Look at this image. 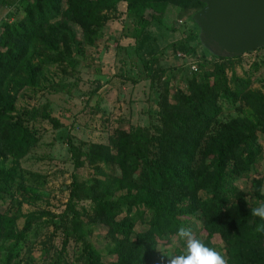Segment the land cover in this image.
<instances>
[{"label": "trees", "instance_id": "obj_1", "mask_svg": "<svg viewBox=\"0 0 264 264\" xmlns=\"http://www.w3.org/2000/svg\"><path fill=\"white\" fill-rule=\"evenodd\" d=\"M13 1L22 2L21 17L0 24V257L3 242L12 241V250L19 242L17 222L23 218L25 228L37 218L22 214L20 202L13 211L3 209L19 190L28 193L19 162L34 150L38 137L26 124L46 120L55 128L63 126L48 106L18 114L17 94L38 89L45 78L44 66L65 63L74 69L71 50L83 45L75 29L90 42L89 37L99 33L120 3L126 4L125 17L132 24L128 36L135 43L150 25L164 22L169 4L190 13L189 20L204 6L200 0ZM1 4L12 5L9 0ZM191 25L196 32L188 40L200 43L198 29ZM165 48L176 60L181 59L178 53L196 55L194 48L180 42ZM119 50L115 48L116 55ZM238 58L203 54L196 65L192 63L196 71L185 83L174 90L169 89V80L163 83L154 135L141 127H118L112 145H88L84 154L70 146L75 167L81 166L77 156L83 154L93 169L88 179L72 181L64 213L71 214L70 225L85 245L78 264H104L100 252L82 234L83 218L105 228L109 264H168L159 248L171 245L179 227L192 228L194 220L201 224L208 247L215 249L212 238L219 236L229 264H264V231H257L264 220L251 215V208L264 202V194L261 180L250 178L262 153L264 96L249 89L248 78L227 77L228 66ZM151 60L158 61L155 55ZM76 85V81H63L51 84V89L72 95ZM220 101L240 102L246 107L244 117L212 133L222 111ZM241 178L250 180L253 199L236 189ZM82 201L87 205H80ZM137 226L146 228L136 232ZM177 243L184 246L178 237ZM43 255L46 258L45 250ZM10 260L11 256L5 257V264Z\"/></svg>", "mask_w": 264, "mask_h": 264}, {"label": "rangeland", "instance_id": "obj_2", "mask_svg": "<svg viewBox=\"0 0 264 264\" xmlns=\"http://www.w3.org/2000/svg\"><path fill=\"white\" fill-rule=\"evenodd\" d=\"M1 2L0 24L21 17L22 2L9 0L11 6ZM125 12L126 4L120 3L117 13L110 14L99 33L89 37L90 42L86 37L84 40L76 28V36L78 40H83V45L80 49L71 50V57L76 61L75 68L71 69L65 63L44 66L42 74L45 78L39 82L38 89H23L17 94L15 108L18 114L22 115L34 107L48 106L63 126L55 128L46 120L26 124L38 137L34 150L19 162L23 186L28 189V193L19 190L13 201H5L3 209L13 211L16 202H20L22 214L32 213L37 218L25 228L23 218L17 222L19 242L13 250L12 241L2 243L0 264H5L8 255L11 256L9 264H58L59 261L78 264L80 253L86 251L85 245L70 225L71 214L64 213L68 211L67 201L72 181L88 179L92 174L93 169L87 166L83 155L88 145H110L118 127H141L154 135L152 127L158 124L163 83L169 80L168 87L174 90L190 77V64L196 65L203 54H211L200 43L188 40L196 29L188 19L190 13L181 12L176 5L169 4L164 22L150 25L137 44L128 36L132 24L125 17ZM173 42L194 48L196 55L174 59L170 49L165 48ZM116 47L122 49L117 55L114 52ZM154 55L157 62L151 60ZM239 57L228 66L227 77L235 74L237 77L248 78L249 89L264 96V47ZM123 58L125 61L122 62ZM174 69L180 72L176 74ZM63 81H76V91L72 95L52 92L51 84ZM220 104L222 111L211 128L212 133L222 124L244 117L246 107L240 102L220 101ZM260 143L261 157L256 174L250 178L261 180V193L264 194V135L260 137ZM71 145L83 153L77 156L81 166L75 167L71 158ZM116 174L119 172L116 171ZM236 189L254 198L249 179H239ZM29 198L34 202L29 203ZM79 204L87 205L85 201ZM82 222V234L100 252L104 264H109L105 228L96 227L84 218ZM200 225L194 220L192 229L203 240L205 233ZM144 228L137 226L135 230L141 232ZM212 243L223 254V243L219 236L215 235ZM44 250L47 252L46 258ZM159 250L162 256L178 254L184 251V246L177 243L175 247L169 245Z\"/></svg>", "mask_w": 264, "mask_h": 264}, {"label": "water", "instance_id": "obj_3", "mask_svg": "<svg viewBox=\"0 0 264 264\" xmlns=\"http://www.w3.org/2000/svg\"><path fill=\"white\" fill-rule=\"evenodd\" d=\"M190 23L212 55L238 57L264 47V0H200Z\"/></svg>", "mask_w": 264, "mask_h": 264}, {"label": "clouds", "instance_id": "obj_4", "mask_svg": "<svg viewBox=\"0 0 264 264\" xmlns=\"http://www.w3.org/2000/svg\"><path fill=\"white\" fill-rule=\"evenodd\" d=\"M251 215L264 220V202L252 207ZM257 231H264V225L258 226ZM177 237L183 242L184 251L180 254H163L168 258V264H229L225 255L208 247L202 239L197 237L191 227H179L176 235L171 237L172 247L176 246Z\"/></svg>", "mask_w": 264, "mask_h": 264}, {"label": "built area", "instance_id": "obj_5", "mask_svg": "<svg viewBox=\"0 0 264 264\" xmlns=\"http://www.w3.org/2000/svg\"><path fill=\"white\" fill-rule=\"evenodd\" d=\"M177 57H178V58H181V59H182V58H185V56H184L182 53H178V54H177ZM189 68H190L191 71H196V66H195L194 64H190V65H189Z\"/></svg>", "mask_w": 264, "mask_h": 264}]
</instances>
